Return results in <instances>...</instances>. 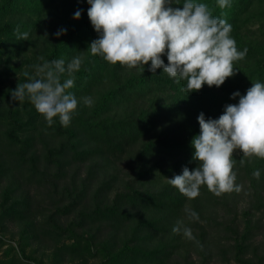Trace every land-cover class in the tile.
Here are the masks:
<instances>
[{"label":"trees","instance_id":"trees-1","mask_svg":"<svg viewBox=\"0 0 264 264\" xmlns=\"http://www.w3.org/2000/svg\"><path fill=\"white\" fill-rule=\"evenodd\" d=\"M13 223L76 264H264V0H0Z\"/></svg>","mask_w":264,"mask_h":264},{"label":"rangeland","instance_id":"rangeland-1","mask_svg":"<svg viewBox=\"0 0 264 264\" xmlns=\"http://www.w3.org/2000/svg\"><path fill=\"white\" fill-rule=\"evenodd\" d=\"M37 147H42V142L37 140ZM75 168V165H73ZM70 174V173H69ZM33 195L38 196L39 193L36 189H31ZM71 218V217H70ZM238 222L241 223V216L239 214ZM65 224V222L63 221ZM220 236L222 243H229L231 236H226L222 233ZM227 238V239H226ZM260 239V240H259ZM256 239L254 246H260L259 251L263 249V245L258 244L259 242L263 243L264 238ZM258 240V241H257ZM50 246H44L40 244L36 239L31 238L21 232V226L18 223L6 224L5 228H2L0 232V259L11 258L12 262L8 264H36L33 259H38L43 262V264H76V260L70 262L63 260L61 254L56 255L54 250V245L49 244ZM19 247H23L26 254L30 255L33 259L24 258L19 250ZM225 249V246L222 247ZM186 249V248H185ZM183 249L181 253L176 254V258L180 262L195 260L196 264H202L200 260V255H198L194 250H185ZM217 250L214 256L211 259H207L205 264H230L234 263L232 259V253L225 252L224 250ZM252 249V248H251ZM10 250L9 252H7ZM189 251V252H186ZM9 253V254H7ZM97 262V258L89 259V264H94Z\"/></svg>","mask_w":264,"mask_h":264}]
</instances>
